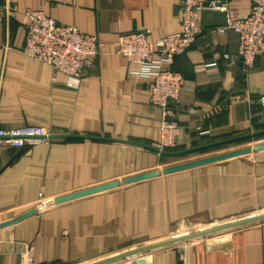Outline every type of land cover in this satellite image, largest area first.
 I'll return each instance as SVG.
<instances>
[{
  "label": "crops",
  "instance_id": "0c3cea01",
  "mask_svg": "<svg viewBox=\"0 0 264 264\" xmlns=\"http://www.w3.org/2000/svg\"><path fill=\"white\" fill-rule=\"evenodd\" d=\"M227 2L241 14L253 6ZM27 9L99 38L78 87L24 54ZM225 21L222 12L203 13L202 33L175 59L184 77L175 152L264 131V57L245 72L234 60L238 37L211 33ZM180 30L179 0H0V128L56 136L0 146V225L36 208L40 194L56 199L176 165L157 151L162 115L149 101L151 79L118 51L125 34L144 31L156 48ZM261 214L264 148L40 209L0 228V264H27L28 252L35 264H88ZM117 264H264V221Z\"/></svg>",
  "mask_w": 264,
  "mask_h": 264
},
{
  "label": "built area",
  "instance_id": "2783aa9c",
  "mask_svg": "<svg viewBox=\"0 0 264 264\" xmlns=\"http://www.w3.org/2000/svg\"><path fill=\"white\" fill-rule=\"evenodd\" d=\"M181 30L161 39L156 48L147 41L144 31L122 36L119 54L129 62L138 63L137 75L151 79L148 84L150 104L161 110L160 151L173 152L178 148L180 126L177 106L184 87V77L173 66L178 56L186 54L202 33L200 21L205 12H222L225 24L211 31L213 34L233 33L239 46L235 61L245 72L254 69L259 57H264V0H253L248 14H241L229 7L227 0H179ZM28 18L23 52L30 58L50 65L54 71L66 75L69 87H78L90 57L99 53L100 42L95 35L81 32L74 26L59 23L43 11H24ZM215 67L216 63L208 64ZM264 107V96L259 98ZM45 129L24 127L0 128V146L20 149L27 144L35 145L52 138ZM53 199L40 194L36 207L44 210ZM27 264H35L30 253L25 254Z\"/></svg>",
  "mask_w": 264,
  "mask_h": 264
},
{
  "label": "water",
  "instance_id": "95a60500",
  "mask_svg": "<svg viewBox=\"0 0 264 264\" xmlns=\"http://www.w3.org/2000/svg\"><path fill=\"white\" fill-rule=\"evenodd\" d=\"M263 135H264V131H260V132H255L252 134H247V135H243V136H239V137H234V138L218 141V142L208 144V145H204V146H200L197 148H191L188 150H181V151H177V152H175V151L174 152H167V151H160L159 149H157V151L166 155V156L179 157V156L195 153L198 151L208 150L211 148H215V147L230 144V143H235V142H239V141H243V140L253 139L256 137L263 136ZM53 137H56V136H53ZM72 137H74V136H72ZM78 138L95 139V138H91V137H78ZM262 148H264V143L253 146V147H245V148H240V149L228 151L226 153L209 156L206 158L186 162V163L179 164V165H173V166L161 169V170H156V171H152V172H147V173L135 175V176H132L129 178H125L123 180H119L116 182H112L109 184H105L102 186H98L95 188H91L88 190H84L81 192H77L74 194H70L67 196H63L60 198L53 199L47 204V206L50 207V206L57 204V203H60V202H64V201L71 200L74 198H78L81 196H85L88 194L106 191L109 189L119 187L121 185L130 184L133 182L152 178V177L159 176L162 174H169V173H173V172H177V171L201 166V165L211 163V162H216V161H220V160H224V159H229V158H233V157H237V156L246 155L248 153H251L252 151L260 150ZM39 210H40V207L33 208V209L15 217L14 219L1 224L0 228L6 227L8 225H11V224L17 222L18 220H21L25 217L33 215V214L37 213V211H39ZM261 221H264V214L252 216L249 218L240 219V220H236V221H232V222H228L225 224H220V225L208 227V228L201 229V230L189 233V234H185V235H181V236H177V237H173V238H169V239H165V240H160V241L148 244V245H144V246H140V247L133 248L130 250H126L124 252L117 253V254H114L112 256L90 262L88 264H117V263H120V262L125 261V260L134 259L136 257L154 252L156 250L175 246V245H178L181 243L191 242V241H194L197 239L205 238L208 236H212V235L219 234V233H222V232H225L228 230H233L236 228L244 227V226H247V225H250L253 223H257V222H261Z\"/></svg>",
  "mask_w": 264,
  "mask_h": 264
},
{
  "label": "rangeland",
  "instance_id": "374dc122",
  "mask_svg": "<svg viewBox=\"0 0 264 264\" xmlns=\"http://www.w3.org/2000/svg\"><path fill=\"white\" fill-rule=\"evenodd\" d=\"M263 143H264V135L260 136V137L253 138V139H248V140H244V141H239V142H235V143H230V144L218 146V147L210 149L209 151L202 152V153L195 152V153L179 156L177 158L171 159V161L173 164L179 165V164H183L186 162L194 161L195 159L199 160V158L204 156V155H205V157L208 155H211V156L218 155V154L226 153L228 151H232V150H236V149H240V148H245V147H253V146H256L259 144H263ZM176 150H178V148ZM176 150H173V152ZM119 253H121V252H119Z\"/></svg>",
  "mask_w": 264,
  "mask_h": 264
},
{
  "label": "trees",
  "instance_id": "16d2710c",
  "mask_svg": "<svg viewBox=\"0 0 264 264\" xmlns=\"http://www.w3.org/2000/svg\"><path fill=\"white\" fill-rule=\"evenodd\" d=\"M244 141V140H243Z\"/></svg>",
  "mask_w": 264,
  "mask_h": 264
}]
</instances>
